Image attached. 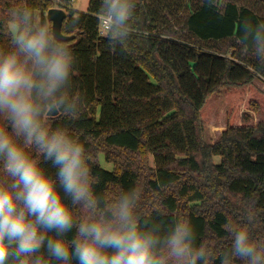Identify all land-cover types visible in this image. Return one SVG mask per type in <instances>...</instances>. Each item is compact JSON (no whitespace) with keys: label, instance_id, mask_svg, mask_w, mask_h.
<instances>
[{"label":"trees","instance_id":"16d2710c","mask_svg":"<svg viewBox=\"0 0 264 264\" xmlns=\"http://www.w3.org/2000/svg\"><path fill=\"white\" fill-rule=\"evenodd\" d=\"M64 4L62 33L76 35L66 44L84 103L78 118L58 117L52 126L85 144L96 190L115 195L139 187L141 215L165 224L190 219L198 242L214 253L229 244L224 225L246 223L249 211L254 238L264 239V83L256 84L264 64L239 59L234 40L240 21L256 24L264 15L231 1L214 9L206 0H136L132 37L114 49L99 33L101 0H90L85 14ZM20 6L51 25L52 0H0V49L10 46L9 13ZM220 42L219 52L200 44ZM219 95L225 125L207 140L210 103ZM101 155L112 169L101 166Z\"/></svg>","mask_w":264,"mask_h":264},{"label":"clouds","instance_id":"9594fccd","mask_svg":"<svg viewBox=\"0 0 264 264\" xmlns=\"http://www.w3.org/2000/svg\"><path fill=\"white\" fill-rule=\"evenodd\" d=\"M135 10L136 0H101L112 48L128 45ZM9 15L10 46L0 49V264H264L251 211L246 223L224 225L229 244L214 253L198 242L190 219L165 224L141 215L139 187L97 191L85 144L52 126L82 111L74 51L31 8L13 7ZM237 32L241 50L264 64V22L244 19Z\"/></svg>","mask_w":264,"mask_h":264},{"label":"rangeland","instance_id":"374dc122","mask_svg":"<svg viewBox=\"0 0 264 264\" xmlns=\"http://www.w3.org/2000/svg\"><path fill=\"white\" fill-rule=\"evenodd\" d=\"M54 3V8H59L61 4H64L63 0H52ZM220 2H222L223 4L231 1L234 2L236 4H238L239 6H243V7H248L251 8L252 10H255L257 12H259L260 14L264 15V2H262L261 0H219ZM90 0H76L73 5L71 6L73 8V11L76 13H81V14H85L88 11V6H89ZM64 6H66V3L62 6L64 8ZM64 11H66V9H63ZM185 12L183 11V14ZM36 16L40 18L41 20V14L40 13H36ZM47 18V17H46ZM51 26V25H50ZM10 30H12V25L10 26ZM185 39L188 40L191 43H195V40L190 36V35H185ZM202 47L210 50V51H217L219 52L220 47L224 44V42H220V43H200ZM237 56L239 57V59H241L242 61H244L247 64H251V63H255L257 62V60L251 56V55H247L245 54L241 48L239 47L237 49ZM263 76V80H264V73L262 74ZM263 80H259L256 84L259 85L260 87L263 86L262 83H264ZM226 104H225V100L223 95H219L217 97H215L211 103H210V113H209V117H208V129H207V140H215V132L220 131L224 125H225V111H226ZM100 163L101 166L105 169H112L113 167L109 164H106V162L104 161V157L101 155L100 156ZM215 162L219 163L220 162V158L216 157L215 158Z\"/></svg>","mask_w":264,"mask_h":264},{"label":"water","instance_id":"95a60500","mask_svg":"<svg viewBox=\"0 0 264 264\" xmlns=\"http://www.w3.org/2000/svg\"><path fill=\"white\" fill-rule=\"evenodd\" d=\"M47 21L51 23V28L54 34L63 40L65 43H69L76 38V35L66 36L62 33L63 23L68 18L67 11L63 9L53 8L47 13Z\"/></svg>","mask_w":264,"mask_h":264},{"label":"built area","instance_id":"2783aa9c","mask_svg":"<svg viewBox=\"0 0 264 264\" xmlns=\"http://www.w3.org/2000/svg\"><path fill=\"white\" fill-rule=\"evenodd\" d=\"M68 1H69V3L73 4L76 0H68ZM65 7H70V6H65ZM65 7H64V8H65ZM70 8H72V7H70ZM66 9H67V8H66ZM99 33H100L101 36H102V35H105L104 29H103V20H102V18H101V20H100Z\"/></svg>","mask_w":264,"mask_h":264}]
</instances>
